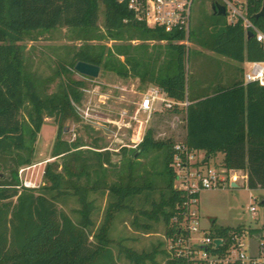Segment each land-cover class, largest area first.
Returning a JSON list of instances; mask_svg holds the SVG:
<instances>
[{"label": "trees", "instance_id": "1", "mask_svg": "<svg viewBox=\"0 0 264 264\" xmlns=\"http://www.w3.org/2000/svg\"><path fill=\"white\" fill-rule=\"evenodd\" d=\"M252 1L253 10H258L261 1ZM101 4L105 30L93 38L114 44L81 46L69 67L64 63L59 67L68 76L55 92L47 93L44 82L27 70L22 42L63 26L84 33L97 29ZM253 19L264 27L263 18ZM134 39L141 42L133 44ZM187 39L239 62L264 59L261 45L255 38L247 39L240 23L227 24L225 16L212 9L194 26L191 23L187 36L147 26L120 0H0V162L10 167V178L0 180V264H183L168 257L164 240L138 250L121 239L115 251L110 232L117 214L133 215L131 225L143 233L154 232L162 223L169 235L171 219L183 212L187 196L173 186L175 140L156 139L152 128L133 153L123 150L119 163L112 152L94 149L92 161L84 154L83 143L62 137L64 121L76 115L75 104L84 96V80L72 78L78 61L157 85L176 101L188 100L187 106L164 111L185 112L186 143L204 151L205 161L223 153L226 167L248 172L249 188L264 186V85L245 83L242 69L241 77L229 76L227 83L209 85L190 96ZM154 40L165 44H150ZM46 117L58 123L52 156L62 157V162L47 164L44 175L49 184L27 187L19 182L18 171L33 163ZM153 152L148 162L156 169L151 171L141 158ZM97 195L106 198L98 225ZM69 196L80 204L74 208L77 221L60 206ZM229 229L222 227L217 235Z\"/></svg>", "mask_w": 264, "mask_h": 264}, {"label": "rangeland", "instance_id": "2", "mask_svg": "<svg viewBox=\"0 0 264 264\" xmlns=\"http://www.w3.org/2000/svg\"><path fill=\"white\" fill-rule=\"evenodd\" d=\"M216 0H194L192 7V26L204 18L205 13L211 10V4ZM100 17L97 29L84 33L83 31L66 26L53 30L39 39L22 42L25 45V58L27 70L43 81L42 88L47 92H55L61 80L68 75L59 69L62 63L69 67L76 50L84 44H92L98 47L100 44L112 46L114 42L106 39H95L93 36L104 33L105 7L100 5ZM141 40H132L137 44ZM165 44V41H150V44ZM190 44V43H189ZM191 49L186 59L188 72V92L190 96L206 89L209 85L214 86L220 82L227 83L228 77H241L247 69L244 62H239L229 57L220 55L207 48L196 44H190ZM153 46H150V50ZM72 78L82 79L85 82L82 101L76 106V115L64 121L62 137L68 142L79 141L83 143L84 154L92 160L97 151H110L115 162H121L123 150L134 147L140 132L139 123L133 119L137 104L142 94L152 85L143 82L137 77L123 78L116 72L101 65L99 76H86L78 71L72 74ZM184 117L185 112L178 113L155 112L149 123L141 131L143 135L148 128L154 130L156 139H173L176 142L184 140ZM138 118L145 119L146 114H139ZM58 123L54 117H46L45 123L38 134L35 143V158L31 165L23 166L18 171L20 183L30 181L36 188L49 184L44 172L49 162H62V157H53L52 150L56 141ZM155 152L142 157L141 161L147 169L154 171L155 165H150L149 159L154 157ZM205 152L201 151L200 156ZM93 161V160H92ZM216 163L221 159L214 160ZM158 162V161H157ZM158 164V163H156ZM10 167L0 162V180L10 178ZM115 179V175L110 176ZM252 193L246 187H230L224 184L218 188L203 190L199 194L198 212L201 227L217 235V230L222 227H236L251 225V216L248 205L252 199ZM98 197L99 209L95 213L97 225L103 220L106 207V198ZM69 215L78 220V214L74 208L80 207L76 197L69 196L65 204H60ZM131 214L119 213L115 217L110 232L113 239V247L123 240L138 250H149L159 240L165 241V226L157 224L152 233H143L134 229L131 225ZM259 216L264 221V207L260 208ZM258 225L257 223H254ZM252 224V225H254ZM251 225V226H252ZM92 239V236H91ZM248 239L250 237L248 236Z\"/></svg>", "mask_w": 264, "mask_h": 264}, {"label": "built area", "instance_id": "3", "mask_svg": "<svg viewBox=\"0 0 264 264\" xmlns=\"http://www.w3.org/2000/svg\"><path fill=\"white\" fill-rule=\"evenodd\" d=\"M125 1L128 8L138 20L149 27H159L167 32L182 31L188 36L192 23V7L194 0H120ZM254 11L256 4L252 0H216L225 7L227 24L240 23L245 35L251 31L252 38L261 45L264 51V27L255 22L253 17L259 13ZM253 10V11H252ZM263 18L264 17H260ZM189 44L188 39L185 40ZM244 71L245 83L257 82L264 85V59L247 60ZM175 105L187 106L188 100L176 101L166 90L157 86L150 87L142 94L137 104L135 119L139 123L140 132L134 147L143 140L145 126L153 113L164 112ZM146 114L145 119L138 118ZM200 150L190 147L185 140L175 141L171 167L174 171L173 186L186 193L187 199L183 212L171 219V234L164 235L165 248L169 258L183 261V264H264V221L259 211L264 207V186L249 188L248 172L244 169L228 168L223 161H205ZM27 187H35L30 181L23 183ZM224 184L230 187H246L251 190V201L248 205L251 225L230 227L223 236L212 234L201 227L198 212L199 194L203 190L218 188ZM261 233V235H260ZM248 236L250 239H248ZM216 239L221 243L217 244Z\"/></svg>", "mask_w": 264, "mask_h": 264}, {"label": "water", "instance_id": "4", "mask_svg": "<svg viewBox=\"0 0 264 264\" xmlns=\"http://www.w3.org/2000/svg\"><path fill=\"white\" fill-rule=\"evenodd\" d=\"M211 9L214 13H218L222 15L225 14V7L217 2H212ZM260 17H264V1H263V6H262L261 11L255 15V18H260ZM252 36H253V33L251 31L247 32V39L252 38ZM75 68L79 73L86 75V76H91V77L99 76L100 71H101L100 65L91 63V62H86V61H78ZM135 150L136 148H131L130 153H133ZM216 243L220 244L221 240L216 239Z\"/></svg>", "mask_w": 264, "mask_h": 264}, {"label": "crops", "instance_id": "5", "mask_svg": "<svg viewBox=\"0 0 264 264\" xmlns=\"http://www.w3.org/2000/svg\"><path fill=\"white\" fill-rule=\"evenodd\" d=\"M246 64V61L244 62ZM184 131H185V135H184V138L186 136V114H185V117H184ZM223 156L224 154L223 153H218L216 156L212 157L210 159V161H214V160H218V159H221V161L223 160Z\"/></svg>", "mask_w": 264, "mask_h": 264}]
</instances>
